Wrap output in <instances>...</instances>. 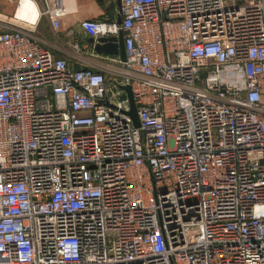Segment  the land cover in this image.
Returning <instances> with one entry per match:
<instances>
[{"label": "built area", "instance_id": "obj_1", "mask_svg": "<svg viewBox=\"0 0 264 264\" xmlns=\"http://www.w3.org/2000/svg\"><path fill=\"white\" fill-rule=\"evenodd\" d=\"M9 1L0 264H264V0H104L116 19L80 28L123 33L112 80L32 36L67 0H29L33 23Z\"/></svg>", "mask_w": 264, "mask_h": 264}, {"label": "crops", "instance_id": "obj_2", "mask_svg": "<svg viewBox=\"0 0 264 264\" xmlns=\"http://www.w3.org/2000/svg\"><path fill=\"white\" fill-rule=\"evenodd\" d=\"M67 16L61 21L60 30H54L51 23L50 27L56 35L49 37L42 33L39 36V30L32 33V36L39 41L45 48L49 49L56 58L63 59L77 70L92 68L95 71H103L109 80L115 79V74L118 71L119 65L114 62V56L106 54H97L93 45L85 40L86 36L80 28L81 22L84 20H115L118 14L110 9V4L104 0H67ZM21 3V6H24ZM19 7V8H20ZM42 8V7H41ZM118 9V8H117ZM17 10V5L9 0L0 2V16L12 18ZM24 15L17 11V15ZM26 14V13H25ZM28 15V14H27ZM26 15V17H27ZM19 17V16H18ZM49 21L48 18H44ZM43 20V19H42ZM50 22V21H49ZM40 24V23H39ZM15 28L9 20L6 23L0 24V30H11ZM85 40V41H84ZM75 44L80 45V52L75 49Z\"/></svg>", "mask_w": 264, "mask_h": 264}, {"label": "water", "instance_id": "obj_3", "mask_svg": "<svg viewBox=\"0 0 264 264\" xmlns=\"http://www.w3.org/2000/svg\"><path fill=\"white\" fill-rule=\"evenodd\" d=\"M120 6V4L118 5ZM117 22L121 24L122 19L121 16H118ZM88 42L94 46L95 51L97 54H106L114 57H120L122 61H126V51H125V44L123 43V33H120L119 37L116 38H100L97 42L93 38H89ZM118 87L126 92V95H122L121 99H128L130 103V107L132 108L130 115L134 121V124L137 127H140L138 123V113L137 108L134 105L133 96L131 92L130 86H122L118 85Z\"/></svg>", "mask_w": 264, "mask_h": 264}, {"label": "rangeland", "instance_id": "obj_4", "mask_svg": "<svg viewBox=\"0 0 264 264\" xmlns=\"http://www.w3.org/2000/svg\"><path fill=\"white\" fill-rule=\"evenodd\" d=\"M66 4H68V2ZM117 8H118V3L116 1L112 2L110 4V9L112 11L116 12ZM19 9L22 12V14H24V15H20L19 14L18 16L20 18L25 19L27 21H30L32 23L35 22V20L37 18V14H36V12H34L33 6L29 2V0H26L25 3H24V6H21ZM26 15H27V17H26ZM38 30H39V36L42 33L47 34L49 37H53V34H55V35L57 34V33L54 32V30L51 29L50 22L47 19H43L40 22V24L38 25Z\"/></svg>", "mask_w": 264, "mask_h": 264}, {"label": "bare ground", "instance_id": "obj_5", "mask_svg": "<svg viewBox=\"0 0 264 264\" xmlns=\"http://www.w3.org/2000/svg\"><path fill=\"white\" fill-rule=\"evenodd\" d=\"M67 2H69V1H67Z\"/></svg>", "mask_w": 264, "mask_h": 264}]
</instances>
